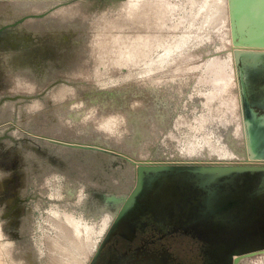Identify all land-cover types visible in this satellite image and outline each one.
<instances>
[{
  "label": "rangeland",
  "instance_id": "1",
  "mask_svg": "<svg viewBox=\"0 0 264 264\" xmlns=\"http://www.w3.org/2000/svg\"><path fill=\"white\" fill-rule=\"evenodd\" d=\"M226 35L224 0H0V264H87L130 155L237 159Z\"/></svg>",
  "mask_w": 264,
  "mask_h": 264
},
{
  "label": "water",
  "instance_id": "2",
  "mask_svg": "<svg viewBox=\"0 0 264 264\" xmlns=\"http://www.w3.org/2000/svg\"><path fill=\"white\" fill-rule=\"evenodd\" d=\"M228 7L231 41L228 35L226 37L231 42L234 69H237L239 80V104L245 134L244 158H183L177 154L170 157H126L127 162L135 168V182L123 200L125 204L115 214L111 227L108 226L106 237L119 231L128 218L138 220L133 213L137 215L140 211L143 220H152L155 215L153 211L148 210V215L139 209L134 212L136 210L133 209L140 202L153 206L172 197L192 196L193 207L203 208L202 212L208 208L212 213L208 227L218 233L226 230L234 234L255 228H251V221L244 218L219 217V206H225L228 201L233 203L237 199H245L246 205L249 200L255 202L256 211L259 208L264 210V0H228ZM47 57L48 64L59 62L57 52L52 47H49ZM255 88L260 90L257 91V98L253 97ZM256 108L263 112L258 113ZM117 198L118 195L114 194L107 201ZM189 207L192 205L189 204ZM242 238L245 245L233 250L238 255L236 264H244L253 254L264 251L262 236L244 234Z\"/></svg>",
  "mask_w": 264,
  "mask_h": 264
},
{
  "label": "flooded vegetation",
  "instance_id": "3",
  "mask_svg": "<svg viewBox=\"0 0 264 264\" xmlns=\"http://www.w3.org/2000/svg\"><path fill=\"white\" fill-rule=\"evenodd\" d=\"M256 109L258 113L263 112ZM124 190V186L117 188L118 198L104 203L102 223L106 222L105 229L87 264H236L238 255L233 250L245 245L244 234L264 238V210L259 208L256 211L254 201L249 200L246 205L245 199H237L219 206V217L250 220L254 229L234 234L226 230L218 233L208 227L212 213L208 208L202 212L203 208L193 207L192 196L172 197L153 206L140 202L133 210H142L145 215L148 210L155 212L152 220H143L140 211L137 215L133 213L138 220L128 218L119 231L106 237L108 226L111 227L115 214L125 204L123 200L130 192L120 197ZM102 223L95 229L98 230ZM231 234L239 236L229 239Z\"/></svg>",
  "mask_w": 264,
  "mask_h": 264
},
{
  "label": "bare ground",
  "instance_id": "4",
  "mask_svg": "<svg viewBox=\"0 0 264 264\" xmlns=\"http://www.w3.org/2000/svg\"><path fill=\"white\" fill-rule=\"evenodd\" d=\"M224 3H225V13H227V15H228V20H229V31H230V40H231V27H230V19H229V7H228V0H224ZM67 14L68 13H64V12H60V13H58L57 14V16H55V17H58L57 19H56V22H58L60 19L62 20V18H65V17H67ZM249 49V48H248ZM254 81L255 80H253V83H254ZM254 87V86H253ZM257 91H260L258 88L256 89L255 88V91L253 90V97H256L257 98ZM242 139H239V141H241ZM224 150V149H223ZM215 152V151H214ZM213 152V153H214ZM217 152V151H216ZM217 154H219L218 152H217ZM167 157H170V156H167ZM215 157H218L219 158V155L218 156H215ZM199 158V157H198ZM206 158V157H205ZM220 158H222V157H220ZM224 158V157H223ZM237 159H240V158H244V147H243V151L242 152H240L239 154H238V156L236 157ZM135 175H136V171H135ZM123 196H125V195H120V197H123ZM127 196V195H126ZM74 222V221H73ZM75 223V222H74ZM72 224V223H71ZM74 226V225H73ZM104 227V224H102L100 227H99V229L98 230H100V229H102ZM77 228V227H76ZM78 229V228H77ZM89 230V229H88ZM96 230V229H95ZM74 231V230H73ZM78 231V230H77ZM91 231L93 232V229H91ZM77 233V232H76ZM75 233V234H76ZM89 233H90V230H89ZM74 234V235H75ZM98 234V233H97ZM78 235V234H77ZM80 237V236H79ZM88 238L90 237V235L89 236H87ZM98 238L100 237V235L98 234V236H97ZM96 237V238H97ZM83 238H85V237H83ZM87 238V239H88ZM98 238H97V240L96 241H94V242H92V243H94V247L96 246V244L98 243L97 241H98ZM79 239V238H78ZM86 239V240H87ZM84 240V239H83ZM88 241V240H87ZM79 242H80V240H79ZM89 243V242H88ZM81 245V244H80ZM64 246V245H63ZM1 247V246H0ZM65 247V246H64ZM78 248H79V246H78ZM65 250H67V249H65ZM69 251V250H68ZM85 254V253H84ZM259 254L260 255H263L264 254V251H261V252H259ZM84 256H86V255H84ZM87 258V257H86ZM246 260V259H245ZM74 261V260H73Z\"/></svg>",
  "mask_w": 264,
  "mask_h": 264
},
{
  "label": "crops",
  "instance_id": "5",
  "mask_svg": "<svg viewBox=\"0 0 264 264\" xmlns=\"http://www.w3.org/2000/svg\"><path fill=\"white\" fill-rule=\"evenodd\" d=\"M97 245V244H96Z\"/></svg>",
  "mask_w": 264,
  "mask_h": 264
}]
</instances>
